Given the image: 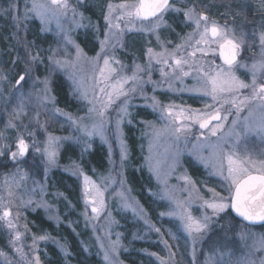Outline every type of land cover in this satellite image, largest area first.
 Here are the masks:
<instances>
[{
  "label": "rangeland",
  "instance_id": "1",
  "mask_svg": "<svg viewBox=\"0 0 264 264\" xmlns=\"http://www.w3.org/2000/svg\"><path fill=\"white\" fill-rule=\"evenodd\" d=\"M246 1L251 3L242 14L239 10ZM37 2L51 8L50 0ZM124 2L67 0V9L50 11L41 20L30 11L33 0H0V215L7 208L15 225L10 229L0 220V264H36V257L39 264H45L48 245L62 258L72 257L68 233L77 237L84 255L79 263L132 264L135 259L136 264H264V226L228 222L223 219L226 211L213 215L204 206V201L213 199V192L229 196L228 182L218 174L223 162L227 175L225 154L237 151L241 157L247 153L264 160V134L247 133L243 127L245 117L254 127L264 121V110L260 101H253L239 113L233 128L236 110L224 105L221 116L228 118L220 122L223 128L215 136L209 128L217 121L202 129L198 122L185 118L212 110L207 107L211 98L196 90L202 79L197 69L208 70L210 61L215 62L212 67L223 61L218 55L203 56L199 51L190 55L205 46L195 44L199 39L195 24L184 15L185 10L194 8L208 17L209 24L215 22L237 39L243 37L238 57L242 66L237 67L236 75L251 84V65L264 60L260 42L264 0H173L180 11H167L155 32L142 30L149 22L116 20L120 11L116 9L111 19L120 28L109 29L105 20L109 5ZM179 14L182 20L176 28L171 23ZM106 39L102 50L101 42ZM78 49L83 54L79 58ZM148 49L163 52L161 59L168 64L157 63ZM105 57L116 70L108 84L134 73L138 79L124 86L135 91L120 97L101 117L89 109L100 108L94 92L104 99L93 86ZM174 58L188 62L183 65L188 76L175 68ZM137 66L142 70L137 71ZM21 75L25 80L17 83ZM257 83H264V73L257 72ZM60 86L64 101L57 98ZM250 95V88L242 90V96ZM125 101L127 115L120 112ZM140 111L146 116H139ZM82 128L93 134L86 135ZM237 132L241 133L239 144ZM129 133L135 137V158L147 178L145 205L127 182L132 155ZM49 136L58 138L54 163H49L44 152ZM20 137L29 144V151L25 157L13 159L11 153ZM94 144L105 151L102 172L87 170L80 162ZM187 161L200 169L198 177L188 172ZM85 177L89 188L94 184L103 192L99 215L87 202L91 196H85ZM178 203L194 219L203 221L205 215L210 216L208 228L190 235L175 214L182 211ZM36 211L52 224L53 233L36 228L29 220L28 215ZM17 232L19 240H15ZM42 236L45 239H40ZM106 254L109 260H105Z\"/></svg>",
  "mask_w": 264,
  "mask_h": 264
},
{
  "label": "snow or ice",
  "instance_id": "2",
  "mask_svg": "<svg viewBox=\"0 0 264 264\" xmlns=\"http://www.w3.org/2000/svg\"><path fill=\"white\" fill-rule=\"evenodd\" d=\"M51 8L47 5L38 3L37 0H33L32 8L30 11L34 12L37 16L43 20L50 11H61L69 7L67 0H50ZM119 9V13L116 16V20L127 19L129 24H133L135 21L149 22L147 25H142V30L155 32L159 29L161 23L163 22L164 14L169 10L180 11V9L175 8V5L171 0H135V2H124L118 5H109V14L105 17L108 22L109 29L115 27L120 28L119 23L113 24L111 16L112 13ZM184 15L187 19L192 20L195 24V31L199 35V39L195 41L196 45H204L205 47H198L193 50L190 55L195 56L196 51L201 52L203 56L216 57L217 55L223 61L222 65H214V60L210 61V68L205 70L203 67L197 69L200 73L202 79L198 80L200 87L196 90L201 91L203 95L211 98L212 104L207 105V107L212 110L200 114L199 112H193L190 117L194 121L199 123L200 128H209V125L213 121H217L214 126L209 128L210 134L215 136L217 131L223 128V123L221 121L227 120V115L221 116V108L226 104H230L232 108L236 110L237 120L233 121V128H235L239 122V113L244 110V107L251 104L253 101H260L259 107L264 110V83H257V72L264 73V60L260 62H254L251 65L250 71L252 74L251 84L246 83L244 80L240 79L236 75V69L238 66V57L242 45L244 43L243 37L237 39L235 36H230L228 32L218 26L215 22L211 24L208 23V17L202 13H197L194 8H188L184 11ZM203 24V30L201 31V22ZM191 38V36L189 37ZM105 41L101 42V49L105 47ZM260 42L264 45V33L260 36ZM215 45V47H213ZM179 45L177 48L179 49ZM150 56L156 59L157 63L168 64V60L161 59L164 53H153L152 49H148ZM83 54L80 50H77V57H81ZM35 59V58H33ZM100 59L99 55L96 58ZM59 63V61H57ZM188 63L183 58H174L175 68L178 69L183 76H188L190 73L185 71L183 65ZM244 67H247L246 65ZM139 66H137V71H141ZM116 70L112 68L109 64V59L104 58V67L99 69V78L95 81L94 88L99 90L104 97L103 100L99 96L95 95L94 99L96 103L100 104V108L89 109V111H96L97 114L103 117L104 112L120 97L128 96L129 91H135V88L125 90V85L131 81H136L138 77L134 73L131 77L123 76L115 78L114 83L108 84L107 81L113 79V73ZM163 71V70H162ZM25 76L21 75L19 77L20 81H24ZM103 85V86H101ZM251 89L250 96H242V90ZM110 89V90H109ZM45 93H47V81H45ZM84 98H87V91L84 92ZM91 102V101H90ZM219 104L220 107H215ZM120 112L127 115V101H125L124 106L120 108ZM169 115L172 112L169 111ZM183 116V112L179 113ZM251 115V113H249ZM121 123L120 120L117 121V127ZM9 126L14 125L9 121ZM243 127L247 133L260 132L264 134V121L255 127L249 123L248 117H245L243 122ZM103 124L98 126L99 130H102ZM82 131L86 135H92L93 132L88 131L86 128H82ZM97 129H94V131ZM180 129H177L179 131ZM241 133H236V143L239 144ZM57 139L55 137L49 136L44 152L48 157L49 163L55 162V157L57 154ZM7 147V145H6ZM29 144L25 141L23 137L18 138L16 143V151L11 153L13 159L23 158L27 155L29 151ZM217 147H219L217 145ZM39 151V149H37ZM2 154V153H0ZM224 160H226L227 175H224L225 168L223 162L218 169V174L223 177L224 180L228 182L229 196H220L218 193L213 192V199L210 201H204V206L212 210L213 215H219L231 209L238 217L243 218V220L249 223L264 222V160H256L251 157L250 154H245L241 157L237 151H233L224 155ZM89 180L85 177V196H91V199L87 202L92 204V211L99 215V210L104 205L103 192L100 191L98 187L94 184L89 188ZM94 193V195H93ZM11 194V193H9ZM99 206V207H98ZM177 208L182 209L181 212L175 213L180 216L184 223L185 229L191 235L193 233L200 234L203 233L208 228V223L211 221V217L205 215L203 221L194 219L187 210L183 208V205L178 203ZM10 210L5 208L3 214L0 215V220H4L7 226L15 228L14 223L9 219ZM21 234L17 232L15 234V240H19ZM40 239H45V237H40ZM115 245L113 246V252H115ZM19 251V249H18ZM105 260H109L108 255H105ZM36 264H39V257H36ZM109 264H112L110 261Z\"/></svg>",
  "mask_w": 264,
  "mask_h": 264
},
{
  "label": "trees",
  "instance_id": "3",
  "mask_svg": "<svg viewBox=\"0 0 264 264\" xmlns=\"http://www.w3.org/2000/svg\"><path fill=\"white\" fill-rule=\"evenodd\" d=\"M173 1V0H172ZM171 1V2H172ZM251 3L249 1H246V5H243L239 11L243 14V11L247 9L249 6L248 4ZM237 10V9H236ZM180 14L178 15V18L175 19L174 23L172 26L173 27H178V24H180L181 21ZM35 26V25H34ZM36 27V26H35ZM83 44V43H82ZM57 98L59 101H64L65 99V92L62 86L57 88ZM139 116H146L147 113L144 111H140ZM129 142L128 146L131 152V158H130V165L126 169V176H127V182L131 186L133 192L135 193L136 197L143 203L144 205L147 204L148 198L145 196L146 190H147V178H145V175L143 173L142 168L139 166V161L137 158H135V148L137 147V144L135 142V137L134 135H131L129 133L128 136ZM83 168L85 169H90L94 168L95 170L102 172L105 167V151L102 146L99 144H94L92 147V150L87 153L84 156L83 161H80ZM186 168L188 172L193 176V177H198L200 175V169L193 165L191 162L187 161L186 163ZM29 220H31L35 225L36 228L39 229H47L51 233H53L54 229L52 228V224L47 222L42 214L39 211H36L33 214H29ZM223 219H227V221L231 222H239L236 220L230 213L229 210L226 211L225 215H223ZM221 219V221L223 220ZM224 222V221H223ZM263 227V226H261ZM261 227H256V228H261ZM66 241L68 243V248L72 254V257H67V259L62 258L58 252L55 250L54 247L48 245L46 246V253L48 255V259L45 261V264H93L91 261H86L87 263H79V260L81 257H83L82 250L80 248V245L78 243V239L76 236H74L71 233H68L66 235ZM138 263V260H132V264ZM140 263V262H139Z\"/></svg>",
  "mask_w": 264,
  "mask_h": 264
},
{
  "label": "water",
  "instance_id": "4",
  "mask_svg": "<svg viewBox=\"0 0 264 264\" xmlns=\"http://www.w3.org/2000/svg\"><path fill=\"white\" fill-rule=\"evenodd\" d=\"M172 1V0H171ZM231 215L236 219L238 220L239 222H241L242 224H244L245 226H248V227H253V228H256V227H261V226H264V222H258V223H249L248 221H245L243 220V218L241 217H238L231 209H229Z\"/></svg>",
  "mask_w": 264,
  "mask_h": 264
}]
</instances>
